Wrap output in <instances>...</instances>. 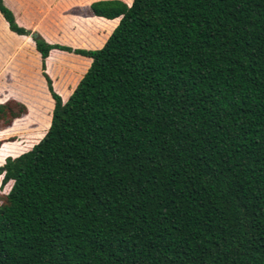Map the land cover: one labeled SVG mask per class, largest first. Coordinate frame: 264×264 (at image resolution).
Returning a JSON list of instances; mask_svg holds the SVG:
<instances>
[{
    "label": "trees",
    "instance_id": "trees-1",
    "mask_svg": "<svg viewBox=\"0 0 264 264\" xmlns=\"http://www.w3.org/2000/svg\"><path fill=\"white\" fill-rule=\"evenodd\" d=\"M89 11L119 18L100 48L32 34L53 108L0 165V264H264V0ZM0 14L31 33L4 0ZM52 50L90 59L66 100ZM26 113L0 102V129Z\"/></svg>",
    "mask_w": 264,
    "mask_h": 264
},
{
    "label": "rangeland",
    "instance_id": "rangeland-1",
    "mask_svg": "<svg viewBox=\"0 0 264 264\" xmlns=\"http://www.w3.org/2000/svg\"><path fill=\"white\" fill-rule=\"evenodd\" d=\"M94 0H4L13 11L17 22L31 31L24 38L25 54L31 59V70H24L10 49L0 50V102L15 99L23 102L27 113L16 118L8 127L0 129V149L8 152L0 159L15 157L32 147L45 134L51 119L53 100L41 74L39 54L33 50L32 34L39 33L48 42H57L72 47L99 48L109 31L103 26L102 17L89 11ZM131 3L132 0H125ZM98 18V19H97ZM101 19V20H99ZM106 25V24H104ZM22 36L11 32L0 15V42L18 39ZM10 48V47H9ZM54 55L53 69L49 57ZM34 56V57H33ZM85 57L54 50L46 60V71L52 79L54 90L66 100L87 69ZM71 64L80 67L77 71ZM2 175H0L1 184ZM11 182L0 187V194L10 188Z\"/></svg>",
    "mask_w": 264,
    "mask_h": 264
},
{
    "label": "crops",
    "instance_id": "crops-1",
    "mask_svg": "<svg viewBox=\"0 0 264 264\" xmlns=\"http://www.w3.org/2000/svg\"><path fill=\"white\" fill-rule=\"evenodd\" d=\"M91 3V2H90ZM129 4V3H128ZM1 15V14H0ZM16 17V16H15ZM98 17V16H97ZM3 18V17H2ZM105 19V18H104ZM17 20V19H16ZM106 20H108V19H106ZM118 20H119V18H115V19H112V20H109L108 22H114L113 23V25H107V29H106V31L108 30L109 31V34H110V32L112 31V29L116 26V24L118 23ZM5 21V20H4ZM5 23H6V21H5ZM105 23V22H104ZM19 24V23H18ZM6 25H7V23H6ZM7 28H8V25H7ZM9 29V28H8ZM11 31V30H10ZM12 32V31H11ZM14 33V32H13ZM16 34V33H15ZM108 34V35H109ZM18 35V34H17ZM108 35H107V37H108ZM20 36H22V37H20V38H18V39H13V38H11V39H9V41L8 42H0V50H2V49H6L7 50V48L8 49H10L12 52H14V55H15V57L17 58V61H18V63H20L21 64V67L24 69V70H27V69H29V70H31V66H30V61H31V59L30 58H28V56H27V54H25V51H24V47H23V40H24V38L27 36H23V35H20ZM106 40V39H105ZM104 40V41H105ZM34 42V41H33ZM53 43H55V42H53ZM104 43V42H103ZM103 43H102V45H103ZM62 44V43H61ZM101 45V46H102ZM100 46V47H101ZM7 47V48H6ZM10 47V48H9ZM99 47V48H100ZM34 48H35V43H33V50H34ZM78 48H80V47H78ZM88 49V48H87ZM89 49H95V48H89ZM36 50V49H35ZM52 51H54V50H52ZM37 52V51H36ZM38 53V52H37ZM39 54V53H38ZM34 57V56H33ZM48 58V57H47ZM39 59H40V55H39ZM47 60V59H46ZM85 60L87 61V65L89 66V64H90V59L89 58H87V57H85ZM47 65V64H46ZM86 71V70H85Z\"/></svg>",
    "mask_w": 264,
    "mask_h": 264
},
{
    "label": "water",
    "instance_id": "water-1",
    "mask_svg": "<svg viewBox=\"0 0 264 264\" xmlns=\"http://www.w3.org/2000/svg\"><path fill=\"white\" fill-rule=\"evenodd\" d=\"M34 34V33H33ZM35 35V34H34Z\"/></svg>",
    "mask_w": 264,
    "mask_h": 264
}]
</instances>
